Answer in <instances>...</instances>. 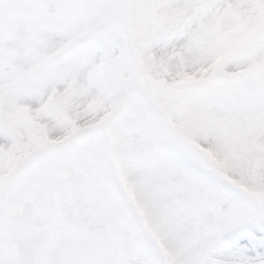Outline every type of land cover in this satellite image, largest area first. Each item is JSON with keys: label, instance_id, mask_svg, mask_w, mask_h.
Returning a JSON list of instances; mask_svg holds the SVG:
<instances>
[{"label": "snow or ice", "instance_id": "6c2138e0", "mask_svg": "<svg viewBox=\"0 0 264 264\" xmlns=\"http://www.w3.org/2000/svg\"><path fill=\"white\" fill-rule=\"evenodd\" d=\"M0 264H264V0H0Z\"/></svg>", "mask_w": 264, "mask_h": 264}]
</instances>
